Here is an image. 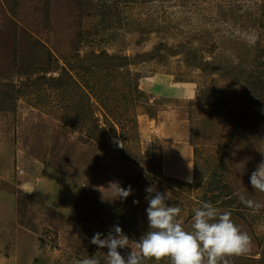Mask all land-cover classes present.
<instances>
[{
    "label": "rangeland",
    "instance_id": "rangeland-1",
    "mask_svg": "<svg viewBox=\"0 0 264 264\" xmlns=\"http://www.w3.org/2000/svg\"><path fill=\"white\" fill-rule=\"evenodd\" d=\"M76 1H87L95 12L94 0ZM115 1L113 17L86 16L77 24L63 0H56L62 10L41 4L35 15L26 6L17 17L10 0H0L8 51L16 40L15 20L25 32L23 44L38 42L58 59V72L48 77L65 81L63 87L37 89L35 74L10 79L27 82L24 94L6 89L14 99L0 112V264H76L95 254L106 264L108 250L92 244V237H106L124 218L130 240L138 242L149 230L147 187L169 194V206H183L185 226L205 203L203 185L219 169L234 193L217 208L231 212L252 238L250 252L229 257V264H264V193L250 183L264 161V130L235 134L241 119L254 121L246 108L264 101V92L258 96L245 84L264 54L263 0ZM63 51H69L74 70L61 61ZM94 52L102 65L95 73L80 70L79 58L89 63ZM153 54L151 60L136 58ZM111 56L132 62L118 67ZM259 124L264 128V120ZM98 128L104 129L94 137ZM173 133L188 142L180 148ZM255 135L262 149L252 143ZM191 150L185 167L172 158ZM132 153L142 160L128 161ZM117 182L125 189L131 185L132 195L119 198L115 186L110 189ZM203 190L208 195L207 186ZM242 197L262 207L254 211ZM75 205H81L78 219L72 217ZM119 251L127 257L131 249Z\"/></svg>",
    "mask_w": 264,
    "mask_h": 264
},
{
    "label": "clouds",
    "instance_id": "clouds-1",
    "mask_svg": "<svg viewBox=\"0 0 264 264\" xmlns=\"http://www.w3.org/2000/svg\"><path fill=\"white\" fill-rule=\"evenodd\" d=\"M250 183L256 192L264 193V161L251 174ZM113 186L121 199H127L133 193L131 185L125 189L117 182L110 189ZM145 191L148 193L149 230L138 242L131 241L119 225H115L106 237L101 233L92 237V244L108 250L106 264H145L151 260L161 264L165 259L170 260V264H229V257L250 252L252 238L234 222L231 212H222L212 203L205 202L194 209L191 230H188L181 217L182 209L167 203L169 194L161 193L153 186ZM242 200L254 211L262 207L253 199L242 197ZM124 248L131 249L127 257L119 251ZM76 264H102V261L95 254L77 260Z\"/></svg>",
    "mask_w": 264,
    "mask_h": 264
},
{
    "label": "trees",
    "instance_id": "trees-1",
    "mask_svg": "<svg viewBox=\"0 0 264 264\" xmlns=\"http://www.w3.org/2000/svg\"><path fill=\"white\" fill-rule=\"evenodd\" d=\"M64 3H66L67 8L71 11L73 20V14L75 15V21L77 24H81L82 21L85 19L86 16H101L103 19L111 18L114 15L117 14V2L114 0H111V5H109L108 0H94V13H91L88 11V5L89 3L86 1L84 5H76V0H63ZM43 5L45 9L51 8L52 6L55 8H58L62 10V6L58 3H56V0H10V8L12 11V14L14 17L18 16L19 11L26 6H33L35 8L34 14L37 15L39 13L38 9L40 8V5ZM50 6V7H49ZM261 13L264 15V0L261 4ZM231 16H234L231 14ZM13 29L15 32V39L13 40V51L9 52L10 45L3 41L2 36V30L0 28V112L5 113L8 110V103L14 99L13 95H11L10 92H8L6 89L9 88L11 90H14L16 95L24 94L25 93V86L27 85V82L23 83L20 81V83L14 84L10 81V79L18 78L22 79L25 78L26 80L31 79L32 76L35 74H39L37 77H34L31 82L34 87L39 89L40 86H46L48 88L53 87H63L65 86V81L62 77H56L57 81H54L52 77H48L51 73L58 72L60 68V64L58 62V59L55 57V55L52 53V50L46 46L43 47L40 45V43L33 42L32 46L29 47L28 44H23L25 40H19L21 36L25 35V32L20 31L21 22L13 20ZM66 32V30H64ZM82 39V37H81ZM48 42H52L48 38ZM74 47H76V50L78 48V44L74 43ZM161 47H164L163 45ZM63 50H66L65 46L62 47ZM69 51H63L60 54V57L62 58V62L66 67H69L71 70H74L75 67L72 65L70 61V56H68ZM163 54V53H162ZM102 55V54H101ZM154 55V54H153ZM93 58H89V63L87 60H84V58L81 59V62L77 64V67L80 70H84L87 72H93L95 73V68H99L102 63L98 62V59H101V57H98V55L94 52L92 54ZM150 57V55H149ZM148 55L144 56H137L136 58L142 59V60H151V58L155 57L152 56L149 58ZM160 55H158V58ZM264 57V54H258L257 57V66L254 67V71L249 74V76L245 79V84H247L254 94L259 93L258 96H261V93L264 92V62L262 61ZM157 58V57H156ZM111 59H117L113 56H111ZM11 62V66L9 68V63ZM23 60H26L24 64H19L18 62ZM105 62V61H103ZM132 59H129L128 57L117 59L115 62L116 66L118 67H124L126 65L131 64ZM236 68V67H235ZM165 94H170V91L165 88ZM24 91V92H23ZM86 99V104L89 101V97L85 95L84 97ZM168 98V97H167ZM134 103V100H133ZM260 109L259 112H257V108ZM262 110H264V101H260L258 105H256L255 102H252L249 107L246 108V113L250 114L254 117V121H247L246 119H241L239 122L235 134H238L240 131H243L245 133L253 132L256 133L258 131L264 130L263 126L259 124V122L264 120V115L262 114ZM258 113V116L256 114ZM110 117L109 115H106ZM131 121L130 118L126 119V125L129 124ZM104 128H98L94 129L93 132L95 133L94 137L97 135V133ZM105 131H103L104 133ZM101 134V136L103 135ZM115 135V131L114 134ZM184 136V135H183ZM171 138L175 141H179V143H176L177 146H181L184 144H181L182 142H188V137H179L178 134H171ZM253 144H258L259 147L262 149V145L260 140L256 137L252 140ZM232 143V138L228 141V147H230V144ZM175 145V146H176ZM139 146V145H138ZM137 146V147H138ZM139 149V148H137ZM191 151L183 153L180 156L179 164L181 166L188 165L189 161L191 159ZM135 157V159H134ZM131 160L140 161L142 160L141 157H138L137 155H134L132 153L131 157H128V161L131 162ZM46 166V165H45ZM45 166H43V169H45ZM173 169V168H172ZM222 169L215 170L211 177L208 179L206 184L202 187V199L204 202L212 203L215 207L219 205V203L226 197L232 196L234 193V190L230 183H228L223 174ZM180 175L183 176V171L180 172ZM149 177V176H148ZM207 186V190L209 191L208 195H206L205 189ZM81 205H75V214L72 216L76 219H78V214L80 212L79 207ZM183 212V206L181 207ZM219 209V208H218ZM90 213V217H92V212ZM86 216L80 217V219L86 220ZM126 219L122 218L119 220V226L123 229L124 233L129 237V239H133V234L129 231L126 222ZM191 220V219H189ZM191 223V221H188L186 223L187 229L191 230V225L188 226V224ZM258 260V259H256Z\"/></svg>",
    "mask_w": 264,
    "mask_h": 264
},
{
    "label": "crops",
    "instance_id": "crops-1",
    "mask_svg": "<svg viewBox=\"0 0 264 264\" xmlns=\"http://www.w3.org/2000/svg\"><path fill=\"white\" fill-rule=\"evenodd\" d=\"M179 137H184V136H180L179 135ZM176 143H179V141H176ZM182 143H184V142H182ZM167 144V143H166ZM180 144V143H179ZM174 147V143H172L171 145H170V148H173ZM180 156H181V154H179V155H175V156H172V158H173V160H176V161H180ZM170 162H172V161H170Z\"/></svg>",
    "mask_w": 264,
    "mask_h": 264
}]
</instances>
